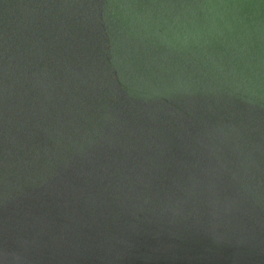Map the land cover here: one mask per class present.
<instances>
[{
    "label": "water",
    "instance_id": "1",
    "mask_svg": "<svg viewBox=\"0 0 264 264\" xmlns=\"http://www.w3.org/2000/svg\"><path fill=\"white\" fill-rule=\"evenodd\" d=\"M0 264H264V0H0Z\"/></svg>",
    "mask_w": 264,
    "mask_h": 264
}]
</instances>
